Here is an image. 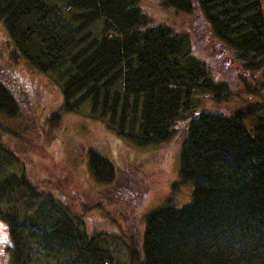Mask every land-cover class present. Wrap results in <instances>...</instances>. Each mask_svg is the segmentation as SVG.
I'll return each instance as SVG.
<instances>
[{"label":"trees","instance_id":"obj_1","mask_svg":"<svg viewBox=\"0 0 264 264\" xmlns=\"http://www.w3.org/2000/svg\"><path fill=\"white\" fill-rule=\"evenodd\" d=\"M156 4L183 26L152 21L139 0H0V21L13 52L59 84L52 114L86 100L92 116L136 144L168 138L182 119L178 169L192 183L191 197L144 212L138 251L130 235L132 258L135 251L142 264H264V98L221 107L230 88L207 61L227 56L250 74L264 66L261 0ZM24 95L0 78V116L19 113ZM1 126L0 119V202L36 197L42 189L23 163L15 168ZM88 164L101 182L116 177L114 162L94 148ZM42 194L31 210L0 205L14 244L6 248L9 264H34L40 253L49 264H115L99 231L87 230L53 193Z\"/></svg>","mask_w":264,"mask_h":264},{"label":"rangeland","instance_id":"obj_2","mask_svg":"<svg viewBox=\"0 0 264 264\" xmlns=\"http://www.w3.org/2000/svg\"><path fill=\"white\" fill-rule=\"evenodd\" d=\"M139 3L152 21H163L174 28L183 26V20L170 10L159 8L156 0H139ZM261 6L264 12V0ZM222 57V62L213 57L207 60L216 78L225 80L230 88L221 107L262 100L264 85H260L263 80L259 79L264 78V66L252 74L245 73L241 63ZM0 78L26 97L19 113L12 117L0 116L2 139L18 157L15 168L23 163L26 175L43 193L48 191L59 197L61 207L67 206L81 218L87 230L99 231L101 245L107 248L115 264H142L135 251L139 247L144 212L165 199L177 205L191 197L192 183L181 180L178 169L179 148L184 136L182 119L174 122L168 138L136 144L116 133L103 118L92 116L86 100L74 110L52 114L61 101L59 84L50 73L34 69L25 58L13 52L12 41L1 21ZM244 80L256 85L255 90L243 88ZM205 101L209 105V99ZM89 148L114 162L117 172L111 182H101L91 172ZM42 192L32 198L10 196L0 205L4 207L14 201L20 210H31V206L43 198ZM0 221L7 224L1 217ZM130 235L137 240L133 258ZM49 263L50 259L42 253L34 262Z\"/></svg>","mask_w":264,"mask_h":264},{"label":"clouds","instance_id":"obj_3","mask_svg":"<svg viewBox=\"0 0 264 264\" xmlns=\"http://www.w3.org/2000/svg\"><path fill=\"white\" fill-rule=\"evenodd\" d=\"M6 248H14L8 225L0 221V264H9L11 254Z\"/></svg>","mask_w":264,"mask_h":264}]
</instances>
